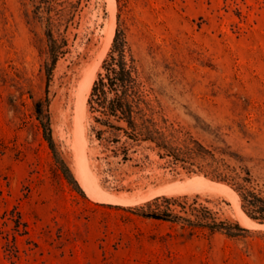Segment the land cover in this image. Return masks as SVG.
<instances>
[{"label":"rangeland","instance_id":"obj_1","mask_svg":"<svg viewBox=\"0 0 264 264\" xmlns=\"http://www.w3.org/2000/svg\"><path fill=\"white\" fill-rule=\"evenodd\" d=\"M115 2V34L135 58L142 114L166 134L178 130L173 146L192 136L223 152L264 192V0ZM107 7L0 0V264H264V229L242 225L223 193L193 178L219 181L128 138L115 129L124 122L97 121L106 117L88 103L92 88L78 115L71 89L104 48ZM49 33L65 42L54 65ZM160 196L196 200L250 233L229 238L137 214Z\"/></svg>","mask_w":264,"mask_h":264},{"label":"trees","instance_id":"obj_2","mask_svg":"<svg viewBox=\"0 0 264 264\" xmlns=\"http://www.w3.org/2000/svg\"><path fill=\"white\" fill-rule=\"evenodd\" d=\"M49 54L52 65L62 53L65 42L58 43L48 34ZM103 72L98 73L94 81L90 98L91 108L100 111L106 118H96L97 121L110 123V119L124 122L126 126H116L117 131L123 132L132 140H144L155 144L161 157H169L175 163L185 165L189 163L199 167V172L211 179L228 184L239 196L242 210L259 224H264V192L252 186V176L248 169L237 171L224 161L221 154L206 147L202 142L190 136L183 139V145H172V139L177 129H171L169 134L156 127V123L142 114L139 109L140 83L138 82V69L135 58L128 54L127 41L117 30L108 57L102 64ZM39 113L41 110H38ZM141 119L140 125L136 118ZM44 135L54 152L55 159L61 170L67 175L70 182L76 185L69 169L63 162H59L55 142L49 127L44 126ZM244 172V174H243ZM179 208L177 212L175 210ZM137 214L146 219L171 221L181 223L182 227L195 229H208L211 232H221L229 238H239L250 233L239 221L220 219L206 205L198 204L196 200L188 202L186 196L156 197L146 202L143 206L135 208Z\"/></svg>","mask_w":264,"mask_h":264},{"label":"bare ground","instance_id":"obj_3","mask_svg":"<svg viewBox=\"0 0 264 264\" xmlns=\"http://www.w3.org/2000/svg\"><path fill=\"white\" fill-rule=\"evenodd\" d=\"M104 2L107 3V6H108L107 9L111 13L110 14L111 15V20L107 24V26L104 28L105 29L104 32L106 33L105 34L106 38H105L104 48H103L99 58L97 59L98 61L96 62L95 65H90L89 64V65H86L84 68H82V73H81L82 74L81 75L82 79L80 78L81 80L78 81V84L75 86L74 90L71 89L72 91H74V96L76 97L77 108L76 107L75 108L77 109L78 115L81 116L82 118L84 117V114H85V104H86L88 95H89V93L91 91L93 82H94L96 74H97V68H98V66H100V64H101V62H102L107 50L109 49V47H110V45H111V43L113 41L114 35H115L116 2H115V0H104ZM74 70H77V69L75 68ZM75 73H74V75H75ZM78 77H80V76H78ZM71 83H72V81H71ZM71 88H72V86H71ZM71 97L72 96H70V98ZM68 100H69V98H68ZM80 172H81V174H82L84 179L88 178L89 170H88L87 167L86 168H82ZM193 180L197 183L198 186L207 188V189H209L211 191H217V192L223 193L226 196V198L234 206V208L236 210V213H237L238 220L240 221V223L242 225H244L245 227H249V228H263L264 229V224H259L255 220L251 219L242 210V208L240 206L239 196L230 186H228V185H226L224 183H220V182L209 180V179H207V178H205V177H203L201 175L195 176L193 178Z\"/></svg>","mask_w":264,"mask_h":264}]
</instances>
